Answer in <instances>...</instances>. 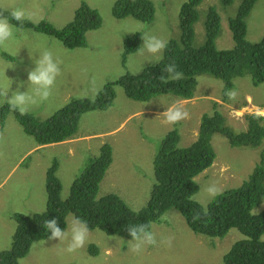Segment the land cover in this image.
I'll return each instance as SVG.
<instances>
[{
    "label": "rangeland",
    "instance_id": "374dc122",
    "mask_svg": "<svg viewBox=\"0 0 264 264\" xmlns=\"http://www.w3.org/2000/svg\"><path fill=\"white\" fill-rule=\"evenodd\" d=\"M117 1L0 0V10L23 8L31 14V19L25 21L36 24L44 21L58 29L69 25L84 3L97 9L102 19L98 29L86 32L87 46L72 50L52 36L26 29L15 31L14 37L0 46V84L8 83L3 75L4 69L13 64V67L5 69V76L13 81L11 90H17V82L26 81L27 72L35 67L33 61L39 58L43 50H51L61 62L62 74L57 78L49 99L31 107L28 112L43 120L73 101H92L91 97L81 99L80 96L93 78L104 89L126 75H136L142 63L144 70L158 63L159 56L140 54L142 39L139 49L133 53H125L124 43L131 36H143L145 32L167 41L179 39V15L187 0H151L155 6L151 23L132 17H113ZM240 2L234 0L232 4L224 6L220 0H203L199 7L201 20L195 25L194 43L200 46L204 42L205 12L208 7L214 6L221 17L217 48H233L229 19L237 13ZM11 23L18 28L16 23ZM246 23L247 40L254 43L260 41L264 36V0H257ZM2 53L14 59L9 61ZM121 72L124 75H120ZM235 82L237 96L235 100L229 99L227 102L221 99L223 83L207 75L198 77L195 95L188 100L167 94L146 102L135 101L126 96L124 88L114 85L112 105L106 110L84 113L76 134L77 138L82 139L67 146L38 148L34 136L25 133L19 124L16 112L4 108V115H1L3 106L0 107V119L4 117L0 132V252L9 249L12 243L16 225L11 215H32L45 210L49 199L47 172L56 167L55 174L62 186L60 198L67 199L73 182L88 163L100 155V148L104 144L111 146L113 159L100 184L98 196L115 194L132 210L145 208L155 184L153 162L166 134L177 131L178 146L189 147L197 138L204 114L212 116L216 110L219 111L224 126L240 133L248 127L246 116L264 110V84L255 87L245 78ZM19 91L30 93L31 86L25 83ZM174 103L181 104L189 112L190 118L175 125L165 124L161 114ZM211 145L216 154L214 163L195 178L200 191L193 199L202 206L213 200L204 191L210 183L215 182L222 193L239 187L248 179L264 151V140L257 148H233L221 134L212 137ZM263 207L264 204L259 208ZM71 217H67V223ZM149 231L156 235L157 244L145 246L139 253L130 250L131 239L93 230L89 231L86 245L72 253L61 251L66 247V242L44 240L34 243L19 264H223L224 255L237 240L229 237L237 235L241 238L236 230H230L223 240H210L197 235L189 230L184 217L176 210L167 211L160 222L151 224ZM169 237L172 238L170 247L161 243L162 239ZM90 246L97 247L99 252L92 254Z\"/></svg>",
    "mask_w": 264,
    "mask_h": 264
},
{
    "label": "trees",
    "instance_id": "16d2710c",
    "mask_svg": "<svg viewBox=\"0 0 264 264\" xmlns=\"http://www.w3.org/2000/svg\"><path fill=\"white\" fill-rule=\"evenodd\" d=\"M220 1L227 6L234 0ZM202 2L187 0L183 4L179 15L180 37L168 41L163 58L158 63L139 74L126 75L107 85L95 102L73 101L47 119L39 120L30 113L21 116L16 112L15 116L25 133L34 136L40 146L73 139L84 113L106 110L112 105L115 98L114 85L124 88L126 96L135 101L146 102L167 94L188 100L195 95L198 77L207 75L223 83L221 99L227 102L229 98L225 93L237 88L235 81L239 78L247 79L255 87L264 84V36L255 43L246 38V19L257 0H241L237 13L229 19L234 47L224 50L216 46L221 31V17L214 6L208 7L205 12L204 42L200 46L194 43L195 25L201 20L199 7ZM4 15L8 13L4 12ZM112 15L117 19L132 17L151 23L155 16V6L151 0H118ZM101 23L98 10L84 3L77 10L73 21L62 29L44 21L36 24L28 20L23 22L22 29L52 36L65 48L72 50L86 47V32L98 29ZM140 41V34L126 39L125 53L137 51ZM2 54L9 61L14 59ZM170 63H175L177 70L183 73V79H167L168 73L164 69ZM4 108L10 110L5 104L1 115H4ZM3 118L0 119V131ZM246 119L247 129L237 133L224 126L219 111L216 110L212 116L204 114L196 140L184 148L178 146L177 131L166 134L153 162L155 184L151 197L147 206L139 210L138 214L115 194L98 196L100 184L112 164V148L109 144L100 148V155L92 159L73 182L67 199L60 198L61 182L56 177V167H52L46 175L49 199L45 210L32 215L15 213L10 216L16 228L9 249L0 252V264H19V260L29 254L34 243L47 240L50 232L44 229L43 222L48 219L56 218L58 226L66 230L67 217L76 215L88 223L90 231L100 230L108 236L131 239L127 226L146 224L149 230L151 224L160 222L169 210L180 212L189 230L210 240H223L230 230L238 231L240 239L237 235L229 237L237 240L224 255L223 264H264V207L259 208L264 204V151L248 179L239 187L223 191L206 206L193 199L200 191L195 178L210 168L216 158L211 145L215 134L226 137L233 148H257L262 144L264 117L254 114L246 116ZM195 214H199V219L194 221ZM90 251L96 254L99 249L90 246Z\"/></svg>",
    "mask_w": 264,
    "mask_h": 264
},
{
    "label": "clouds",
    "instance_id": "9594fccd",
    "mask_svg": "<svg viewBox=\"0 0 264 264\" xmlns=\"http://www.w3.org/2000/svg\"><path fill=\"white\" fill-rule=\"evenodd\" d=\"M4 12H8V15H4ZM9 17L11 20L17 22L19 29L10 22ZM26 19H31V14L26 12L23 8L17 7L11 10L3 8L0 10V46H3L7 41L12 39L15 31L23 28V22ZM141 39L143 41L141 45V55L146 54L148 57L159 56L160 59L163 58V52L168 44L167 40L147 32L141 36ZM146 60L151 61L150 59ZM33 62L35 67L27 72V80L17 82V90L15 91L11 90L13 81L5 76V69L13 67V64H10L4 69L3 75L8 80V83L0 84V107L6 104L10 110L18 112L23 116L28 114L31 107L43 101H47L52 95L53 89L57 83V78L62 74L61 62L54 56L53 52L48 49L43 50L39 54V58L35 59ZM143 70L142 63L135 74H139V72ZM164 71L168 73L167 79L170 81L183 79V73L177 70L175 63L167 64ZM120 75H124V73L121 72ZM25 83L27 86H31L30 93L28 91H19V88ZM102 90L103 85L97 84L96 80L93 78L89 82V87L82 91L80 98L88 99L91 97L92 102H95L96 97ZM225 95H227L230 100H235L237 91L234 89L228 90ZM161 115L163 116V122L168 125H175L182 120L190 118L189 112L179 103L168 106ZM256 115L258 117H264V110H258ZM204 191L213 199L222 194V189L215 182L210 183ZM138 213L139 210H137V214ZM197 219H199V214L193 216L194 221ZM43 227L46 231L50 232V235L47 236V240H58L59 243L66 242V247L61 249V251L68 253L83 248L88 241L90 231L88 223L76 215H73L68 221L67 230H62L58 226L56 218L45 220L43 222ZM126 230L131 237L129 241L130 250L134 253L141 252L145 246H155L157 244L156 235L148 230V225L146 224L127 226ZM161 243H165L170 247L172 238L162 239Z\"/></svg>",
    "mask_w": 264,
    "mask_h": 264
},
{
    "label": "crops",
    "instance_id": "0c3cea01",
    "mask_svg": "<svg viewBox=\"0 0 264 264\" xmlns=\"http://www.w3.org/2000/svg\"><path fill=\"white\" fill-rule=\"evenodd\" d=\"M0 132H2V131H0ZM78 134V133H77ZM102 135H104V134H100V136H102ZM96 136H98V135H96ZM74 139V140H73ZM73 139H71V140H68V141H65V142H62V143H56V144H50V145H38V148H46V147H51V146H61V145H65V146H67V145H73V144H75V143H78L81 139H82V137H76V135L74 136V138ZM69 150H71V149H69ZM68 150V151H69ZM70 152V151H69Z\"/></svg>",
    "mask_w": 264,
    "mask_h": 264
}]
</instances>
